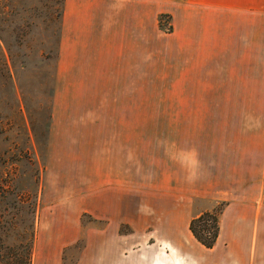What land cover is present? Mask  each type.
Instances as JSON below:
<instances>
[{"label": "crops", "instance_id": "crops-1", "mask_svg": "<svg viewBox=\"0 0 264 264\" xmlns=\"http://www.w3.org/2000/svg\"><path fill=\"white\" fill-rule=\"evenodd\" d=\"M166 56L172 122L147 183L145 84ZM58 80L75 90L57 92L49 133L45 264L82 237L78 216L55 230L54 206L106 222L85 228L77 264L124 245L159 264H264V0H64ZM221 203L207 249L190 224Z\"/></svg>", "mask_w": 264, "mask_h": 264}, {"label": "rangeland", "instance_id": "rangeland-1", "mask_svg": "<svg viewBox=\"0 0 264 264\" xmlns=\"http://www.w3.org/2000/svg\"><path fill=\"white\" fill-rule=\"evenodd\" d=\"M61 15L63 0H0V186L4 184L10 187L11 195L26 188L25 198L28 202L33 200L30 194L33 191L36 194L32 264L46 263L42 234L45 232L48 210L43 213L47 199L44 198L42 204L41 192L55 99L61 90H75L71 85L60 84L58 80ZM160 20L163 24H160ZM159 27L163 31L162 36L168 37L170 23L167 14L160 16ZM164 42H159L158 47L164 46ZM159 50L160 54L164 52V49ZM168 63L167 56L153 61L154 75L147 76L145 84L146 113L143 122L146 126L147 183L152 181L148 172L153 169L154 151L160 145L157 136L169 134L158 131L169 129L172 122L169 114ZM21 178L23 182L20 188H15L16 183H20L16 179ZM219 205L215 204L213 209ZM67 207V211L60 213H57L55 206L50 207V215L54 216L55 221L57 214L61 215L59 218L62 217V229L55 230H72L70 223L73 224L74 217L78 216L82 237L76 244L60 251L59 255L57 252L56 264H77L86 246L85 228H102L106 224L105 221H95L87 212ZM15 213L13 201L0 199V221L5 218L8 222L0 228V257L3 256L8 264L15 263L22 253L20 245L26 244L29 237L31 217L26 214V206L21 212L22 219L19 217L22 222L17 225ZM63 222H66V226ZM129 231L128 227H123L124 233ZM132 248V245H124L115 250L112 264H159L161 257L156 259L158 254H154L153 250L133 251Z\"/></svg>", "mask_w": 264, "mask_h": 264}, {"label": "trees", "instance_id": "trees-1", "mask_svg": "<svg viewBox=\"0 0 264 264\" xmlns=\"http://www.w3.org/2000/svg\"><path fill=\"white\" fill-rule=\"evenodd\" d=\"M64 3V0H63ZM62 16V15H61ZM160 24L162 20H160ZM20 183H16L15 188H20V184L23 182L21 179ZM10 187H6V185L0 186V199L2 201H13V208L16 209V213L14 219L18 217L15 221V225L19 224L21 217V212H24V207L26 206V214L30 215L31 221L29 225V237L26 240V244H21L20 248H22L21 255L17 256V260L13 264H32L33 261V251L35 244V231H34V223H35V214H36V202H35V192L30 197L33 198L32 201L28 202L26 197L27 190L26 188H22L21 191L16 192L17 194L11 195L9 192ZM227 203H221L218 208L213 209V211H208L201 214L198 217L192 219L190 224L191 232L198 242H200L207 249H212L215 247L217 240L220 235V218L223 210L225 209ZM22 219V217H21ZM8 222L4 218V220L0 221V228L6 226ZM0 264H8L5 262L3 256L0 257Z\"/></svg>", "mask_w": 264, "mask_h": 264}]
</instances>
